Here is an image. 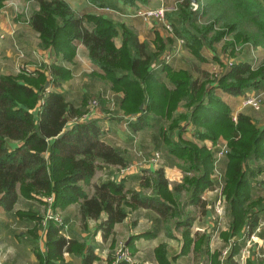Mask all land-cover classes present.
<instances>
[{
    "label": "trees",
    "instance_id": "1",
    "mask_svg": "<svg viewBox=\"0 0 264 264\" xmlns=\"http://www.w3.org/2000/svg\"><path fill=\"white\" fill-rule=\"evenodd\" d=\"M5 1L0 0V8ZM117 2L130 8L137 3L147 7L150 4V0H89L99 9H114ZM38 3L40 9L31 17L30 25L40 35V47L52 48L58 57L72 63L77 44H84L92 62L105 72L104 79L111 84L112 91L124 92L121 109L128 118L137 120L132 123L126 119L133 132L142 130L143 123L150 124L154 116L172 121L169 128L172 131L180 128L182 117L191 122L200 141L216 142L221 137L228 141L231 152L227 158L224 193L230 222L228 228L220 232L223 245L212 250L211 232H192L196 218L191 212L178 218L187 206L208 211V203L202 195L215 185L212 179L214 158L206 146L182 139L172 141L164 129L167 152L184 163L181 165L185 173L183 183L170 189L165 172L160 169L153 177L151 195L134 191L128 198L123 180L113 179L96 185L90 195L87 187L101 164L123 168L128 160L123 151L103 140L100 120H85L89 111L86 106L76 108L66 94L59 91L63 83L71 79L72 72L57 64L44 66L35 75L0 77V205L13 210L20 197L46 203L43 197L52 196L51 207L63 210L80 202L82 222L86 225L88 220H101L97 227L103 230L105 239L112 234L116 223L129 216L131 208L140 205L155 210L162 222L169 220V216L177 217L173 228L166 227L168 238L175 239L174 231L181 229L180 252L170 255L169 244L160 243L155 249L158 264H175L178 258L191 252L197 259L195 264H223L220 257L228 246L225 263L240 264L237 256L246 244V237L264 217V200L254 197V189L264 185L260 178L256 179L264 174L261 163L264 127L243 113L234 122L230 106L215 89L234 97L252 90L263 91L264 60L258 67H254L255 62L235 61L232 66L224 65L218 79L210 80L211 76L203 73L205 81L194 80L190 70L175 72L165 65L162 69L167 71L174 87L169 89L154 71L167 50L165 41L158 38L153 50L123 24L103 15H80L66 0H38ZM197 5L194 10L190 0H179L177 10L169 11L167 19L174 27L175 37L183 39L185 48L200 62H206L204 51L207 48L218 53L221 43L224 57L229 59L227 53L234 48L231 39L227 40L230 37L248 47L264 49V0H198ZM120 31L123 44L117 48L114 40ZM51 88L54 90L50 91ZM181 102H185L189 112L174 119ZM99 104L106 111L104 99H100ZM64 131L65 135L58 138ZM184 191L188 194L186 203L181 202ZM17 213L32 216L38 222L44 219L38 213ZM62 230L60 222L47 221V251L44 255L38 254L40 264H58L65 252L81 256L82 264H93L97 260L94 246L68 239ZM113 261L110 256V262ZM263 262L248 260V264ZM116 264L141 263L120 260Z\"/></svg>",
    "mask_w": 264,
    "mask_h": 264
},
{
    "label": "crops",
    "instance_id": "2",
    "mask_svg": "<svg viewBox=\"0 0 264 264\" xmlns=\"http://www.w3.org/2000/svg\"><path fill=\"white\" fill-rule=\"evenodd\" d=\"M66 1L72 9L80 15H103L116 23L123 24L138 36L140 42L148 43L153 50H156L157 41H159L158 38L165 41L167 50H169L175 42L174 39L166 33L162 25L144 22L140 18L125 17L124 14L129 12L130 7H127L122 2H117L114 9H118L124 16L116 17L106 12L104 9H99L91 5L89 0ZM151 3L152 2H150V5ZM39 9L38 0H9L0 8V77L3 75L17 76L19 74H26L27 76L35 75L37 71L43 70L44 66H50L52 64L62 65L72 72V77L70 80L63 83V87L59 91L66 94L71 104L76 108H84V106H86V109H90L89 106L92 101L97 100L99 103L100 99H104L106 111L102 110L99 104V108L95 114L89 118L84 116V119L100 120L104 130L103 140L107 144L123 151L128 160V165H138L135 166L129 174L119 178L110 177L109 175H104L105 173L102 171H97L89 186L88 191L90 195L94 193L96 185L109 181L110 179L116 182L123 180L122 182L124 183L128 197L134 191H142L146 195H151L154 184L153 177L160 169L164 170L165 177L170 183V189H172L175 184L183 183L185 173L181 168V160L175 155L167 152L162 129L167 132V135L172 141L177 142L180 139L192 141L199 146H206L208 150H210L212 141H200L196 138V129L190 121L182 117L179 122L180 128H175L172 131L169 130L172 121L167 119L163 120L154 116L150 124L146 125L143 123L142 130L133 132L129 127L130 124L126 120L130 118H128L121 109V103L125 98L124 92L112 91L111 84L104 79L105 72L92 62L89 51L84 44H77V54L72 63L66 62L61 57H58L54 49L49 48L45 50L40 47V35L30 25L31 17L34 13L38 12ZM114 41L117 48H121L123 44L121 31L120 35L115 38ZM252 53L253 50L251 47H246L244 54L241 58H238L239 60L236 62H255ZM20 54L24 55L23 59H21ZM204 57L206 58V62H200L185 48L182 58L174 59L173 62L169 64V67L175 72L186 69L190 70L194 80L205 81L207 78H205V75L204 78L198 76V70H203V73L212 74L209 70V66L212 68L215 67V69L224 68L226 59L224 60V55L214 53L208 48L204 51ZM190 60H195L199 63L198 65L192 63L193 65L190 66L187 64ZM19 64L24 67L23 70L19 69ZM194 64H196V66ZM205 66L208 68H205ZM154 71L167 88H174L167 71L163 69ZM223 71L221 72L223 73ZM52 90L54 89L51 88L50 91ZM254 92L257 91H250V93ZM215 93L230 106L232 117L241 113L245 114V112L247 115H254L253 112L255 111L253 109L242 107L244 96L234 97L224 93L218 88L215 89ZM262 109H264V105ZM188 112L189 110L186 108L185 102H181L174 112L173 118L179 119L180 116H185ZM130 120L132 123L137 122L135 118H131ZM254 120L260 125V118L257 117L256 119L254 118ZM218 140L221 139L219 138ZM157 151L162 154V158L157 165L142 162L143 158H151ZM111 168V170H113L114 166ZM222 168L226 173L227 159L223 161ZM147 177L152 179L150 184L147 183ZM263 186L264 185H260L254 189V197H260L264 200ZM185 194L186 199L183 202L182 198ZM202 198L208 203V211H201V215L205 216L203 219L206 220L209 223L208 226L212 228L211 205L215 200V193L209 188L205 190ZM51 199H53L52 196L43 197V200L46 201L45 205L47 204L50 206ZM187 200L188 194L184 191L181 195V202L186 203ZM36 202L44 204L40 199L20 197L13 210H6L0 205V264H40L38 254L44 255L47 251L45 232L47 223L45 224L44 219H42V222H38L32 216H20L17 213L18 211L38 213L44 217L39 208L36 207ZM60 212L63 216L62 232L66 238L84 241L87 245L95 247V254L98 258L93 264H113L114 261L110 262V256L114 258V248L117 240L122 238H124L127 247L137 254L141 264H148L147 252L150 250L156 259L155 249L162 242H167L169 244L170 255H173L171 254V248L174 247L175 244H177L179 248L176 254H178L181 249V242L179 241L181 231H174L177 236L175 239L168 238L166 235V227L163 226L159 214L153 209L145 208L140 205H136L133 209L131 208L129 216L123 222L115 224L112 234L107 239L103 236V230L97 227V222L101 220L95 221L91 219L88 220L86 225L82 222L80 216V202L73 203ZM192 215L196 218L194 225L197 223V219H202L201 215ZM103 217H106L105 213ZM229 222L230 218L227 212L228 224L227 227L222 230L228 228ZM194 225L192 227L193 233L211 231V229L208 230L206 228L205 230L197 226L194 228ZM145 234L153 235L149 237L145 236ZM259 237V241H263V238ZM210 246L212 249L211 243ZM241 252H243V250ZM249 257L245 261L247 264ZM252 259H254L253 256ZM58 264H82V257L74 253L65 252L62 260L58 261Z\"/></svg>",
    "mask_w": 264,
    "mask_h": 264
},
{
    "label": "built area",
    "instance_id": "3",
    "mask_svg": "<svg viewBox=\"0 0 264 264\" xmlns=\"http://www.w3.org/2000/svg\"><path fill=\"white\" fill-rule=\"evenodd\" d=\"M192 6L194 7V10H196L198 7L197 4L196 5L192 4ZM104 10L108 13L113 14L116 17L125 15V17L128 18H140L144 22L157 23L163 26L166 33L170 37H172L175 42L173 46L161 56L159 63L154 68L155 70L162 69L163 66L171 64L174 59L179 58L183 55L185 49V41L183 39H179L175 37L174 27L167 19V13L169 12L168 9L164 7L149 8L138 4L136 7H131L129 9V12H127L124 15L120 11H118V9L107 7ZM22 57L24 56L22 55ZM234 63L235 61L229 59H226L225 61V65L227 66H232ZM21 68L23 67L21 66V64H19V69ZM220 76L221 73L216 75L215 78L218 79ZM263 105H264V90L260 92L246 94L242 100L243 108H251L254 111L261 110ZM97 108H99L98 101L97 100L92 101L90 110L85 116L86 117L93 116L97 111ZM232 118L234 122H237L238 115H234ZM210 150L214 154V171H215L214 175L212 176L215 182V185L212 189L213 192L215 193V200L212 202L211 205V209H212L211 219L213 221V226H216L217 228V234L219 236L221 230L224 229L223 223L225 218L227 217V198L224 193L226 173L225 171L222 170V163L224 160L228 158V155L230 154L231 150L228 144L226 143V141L222 139L217 142H212L210 146ZM161 158H162V154L159 151H157L151 158H143L142 162L149 163L151 165H157L161 160ZM262 164L264 165V161L262 162ZM137 165L138 164H131L129 166L127 165L126 167L121 168L118 172V176L124 177L125 175L129 174L133 170V168ZM260 181L264 182V174L263 176L260 177ZM48 217L49 219H54L60 222L61 224H63V216L59 213H53ZM259 235L263 236L262 240L264 241V217L259 221V224L257 225L255 231L252 232L250 236L246 237V242H250L251 239L256 238V236L258 237ZM232 240H234V238ZM229 249L230 246L225 247L223 250V258L221 259L223 261V264H227L225 263L224 260L226 258ZM116 252H117V257L119 259L118 261L120 260H125L128 262L135 261L134 259H132L133 257H131V254L126 247V244L123 242L120 243L119 248L117 249ZM257 256L260 260L264 261V253L262 254L257 253ZM245 263L246 262L240 264H245Z\"/></svg>",
    "mask_w": 264,
    "mask_h": 264
},
{
    "label": "rangeland",
    "instance_id": "4",
    "mask_svg": "<svg viewBox=\"0 0 264 264\" xmlns=\"http://www.w3.org/2000/svg\"><path fill=\"white\" fill-rule=\"evenodd\" d=\"M9 1V0H7ZM5 1V2H7ZM151 5L149 4V8H160V7H164L166 9H168L170 12H175L177 10V5L179 4V0H150ZM140 4V3H137V5ZM142 5V4H140ZM143 6V5H142ZM147 7V6H145ZM105 9V8H104ZM205 21L204 20H201L200 21V24ZM205 23V22H204ZM229 39H231L230 41L234 44L232 47H234L233 49H230L227 53L228 57H229V60H232V61H237L239 60L238 58H241V56L244 54V50L246 49V44L244 42L242 43H239V42H235L233 37H230V38H227V40L229 41ZM222 46L223 44H219L218 47H217V50H218V53L219 55H225L223 52H222ZM251 49L253 50V59L255 60V66L254 67H258L264 60V49L262 48H259V49H255L253 47H251ZM233 53V55H232ZM24 56V55H23ZM20 57L21 59H23L24 57H22V54H20ZM182 58L179 57L178 59ZM226 59V57H224V60ZM192 63H196L198 65V61L196 62L195 60H190L189 64L190 66H192L193 64ZM196 64H194L196 66ZM204 66V65H203ZM205 68H208L207 66H205ZM23 68H21L20 70H23ZM197 69V67H196ZM212 69V70H211ZM224 68H220V69H215V67H211L209 66V70L211 71L212 74H209L211 76V79L212 80L213 78L216 77V75L222 73L221 71H223ZM199 71V75L200 77L204 78V75H203V70H198ZM24 72V71H22ZM21 72V73H22ZM23 75H26V74H23ZM30 76V75H28ZM250 92L246 93V94H249ZM245 96V95H244ZM91 106V105H90ZM89 106V107H90ZM89 109V108H88ZM87 109V110H88ZM98 109V108H97ZM90 110V109H89ZM249 111H252V110H249ZM245 112V111H244ZM254 115H251L253 118H260L261 122L263 121L264 122V109L262 110H259V111H255L253 112ZM246 114V112H245ZM249 115V114H248ZM262 117V118H261ZM259 122V121H258ZM259 122L261 126H264V123L262 122ZM224 141H226V143L228 144L229 146V143L226 139L224 138H220ZM219 141V140H217ZM216 141V142H217ZM230 148V147H229ZM231 150V149H230ZM211 151V150H210ZM213 153V152H212ZM213 158H214V154H213ZM261 161V160H260ZM264 160H262L263 162ZM261 162V163H262ZM181 165H184V163L181 161ZM129 166V165H128ZM112 166H108V165H105V164H101L100 165V168L97 170V171H102L103 173H105L104 175H109L110 177L113 176V177H117L119 178L118 176V172L119 170L122 168V167H114L113 170H111ZM223 170V168H222ZM215 172V171H214ZM214 172H213V175H214ZM212 175V176H213ZM213 179V177H212ZM256 179H259V175L256 177ZM152 182V179H150L149 177H147V183L150 184ZM87 189L89 190V186L87 187ZM151 193V192H150ZM127 194V193H126ZM128 196V195H127ZM130 196V195H129ZM129 198V197H128ZM186 199V194L183 196L182 200L184 202V200ZM53 202V199H51V203H50V206H48L47 204L45 205L44 204H41V203H35L36 207L39 208L41 214L44 215V222L45 224L47 223L48 220H51L49 219V215L53 214V213H59L61 214L60 211H62V209H59L57 208L56 210H54L52 207H51V204ZM188 212H191L192 214H198V215H201L202 212L200 209H197L193 206H187V207H184L183 208V212L182 214H180L178 216V218H182L183 215H186V213ZM62 215V214H61ZM202 219H197V223H195L194 225V228L195 226L199 227V228H204L206 230V228L208 230L211 229V235H212V241H211V245H212V249L215 250V249H218L220 248L222 245H223V241H222V238L220 237V235L218 236L217 234V228L216 226H213L212 228L208 226V222L206 220L203 219V215H201ZM177 217H171L169 216V220H165L163 221V226L164 227H169V228H173L174 227V223L176 221ZM212 221V219H211ZM213 222V221H212ZM227 217L225 218L224 220V223H223V227L226 228L227 227ZM208 226V227H207ZM181 231V229H179ZM202 232V231H201ZM260 237L263 238L262 235H259ZM258 236V237H259ZM258 237L254 238V239H251L250 242H246V244L243 246V252H241V255L237 256L238 260L240 263H244L246 261V259L249 257V259H252V256L254 257V260L255 262H260L259 261V258L257 256V253L258 254H262L264 253V241H259L260 239H258ZM259 237V238H260ZM123 242L125 243V240L124 238L120 239V240H117V243H116V246L114 248V252H115V255H114V263L113 264H116L118 262V257H117V249L119 248V245L120 243ZM175 244V243H174ZM127 247V246H126ZM127 249L129 250L130 254H131V257H133L132 259H134L135 261L133 262H137V263H140L139 261V258L137 256V254H135V252H133L129 247H127ZM245 249V250H244ZM224 250V249H223ZM171 254H176L178 251H179V248L177 246V244L174 245V247L171 248ZM147 258H148V264H158L157 260L154 258V255L152 253V251L150 250L149 252H147ZM242 256V257H241ZM221 259L223 258V253L220 257ZM197 261L195 255L193 254V252H191L190 254L186 255V256H181L180 258L177 259V261L175 262V264H195ZM264 263V262H263ZM147 264V263H146ZM246 264V263H245Z\"/></svg>",
    "mask_w": 264,
    "mask_h": 264
},
{
    "label": "water",
    "instance_id": "5",
    "mask_svg": "<svg viewBox=\"0 0 264 264\" xmlns=\"http://www.w3.org/2000/svg\"><path fill=\"white\" fill-rule=\"evenodd\" d=\"M190 1H191V4L196 5L198 0H190ZM66 131H64L58 138H62L65 135Z\"/></svg>",
    "mask_w": 264,
    "mask_h": 264
}]
</instances>
